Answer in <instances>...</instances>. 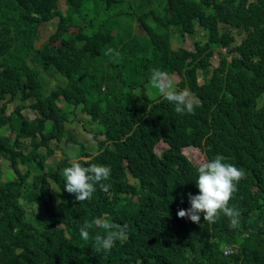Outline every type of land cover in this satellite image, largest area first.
<instances>
[{"label":"trees","instance_id":"1","mask_svg":"<svg viewBox=\"0 0 264 264\" xmlns=\"http://www.w3.org/2000/svg\"><path fill=\"white\" fill-rule=\"evenodd\" d=\"M192 1L0 0V129L11 132L0 134V160L12 174L0 181V264H264V0ZM195 24L206 41L188 51L181 38ZM231 30L245 33L239 44ZM154 69L181 76L177 89L200 101L194 115L151 86ZM75 109L96 125V153L67 130ZM66 143L83 166L111 168L108 192L97 186L79 203L64 189L70 165L44 171ZM217 155L246 172L229 201L238 229L222 214L211 225L177 217L199 194L198 165ZM96 219L127 225V239L100 250Z\"/></svg>","mask_w":264,"mask_h":264},{"label":"clouds","instance_id":"2","mask_svg":"<svg viewBox=\"0 0 264 264\" xmlns=\"http://www.w3.org/2000/svg\"><path fill=\"white\" fill-rule=\"evenodd\" d=\"M209 8L210 6H207V9ZM237 33L245 37L244 32L239 31ZM240 41H234V45L239 44ZM109 51L111 52V50ZM150 82L153 88L163 94L165 100L175 106L174 111L177 114L194 115L195 108L200 106V101L194 98L188 90H178L174 79L165 71L154 69ZM262 100L264 97L260 99V102ZM186 151L196 153L199 150L190 146L186 148ZM224 159L223 156L217 155L213 160L204 161L198 165V177L195 183L199 194L193 195L191 192L187 194L190 207L178 209V218L187 219L200 225L201 215H203V221L211 225L216 223L222 214L229 218L230 228L238 229L240 227V212L235 207H230L229 201L232 200L233 194L238 191L239 182L246 179V172L234 164L223 162ZM110 174L111 168L108 166L91 164L85 167L73 160L70 162V166L65 167L62 172L65 181L64 189L69 194H75V200L82 203L93 197L97 191V186L103 192L109 191L111 185L104 183V181L110 179ZM94 223L106 230V235L98 234L94 238L100 250L110 251L117 241L127 239V225L121 226L103 219H96ZM88 228L89 225L86 224L80 229V235L85 241L90 238ZM229 247L232 248V252L225 255L224 251ZM219 250L225 257H228L236 252V247L234 245H221Z\"/></svg>","mask_w":264,"mask_h":264},{"label":"rangeland","instance_id":"3","mask_svg":"<svg viewBox=\"0 0 264 264\" xmlns=\"http://www.w3.org/2000/svg\"><path fill=\"white\" fill-rule=\"evenodd\" d=\"M192 2L200 3L201 0H193ZM125 10H126V8L124 6H119V9H117L118 12L119 11L120 12L125 11ZM133 10L136 11L135 6H133ZM201 12L205 16L210 15V14H212V8L210 7L209 9H207V6L202 4L201 5ZM123 18H129V17L125 16ZM129 19H131V18H129ZM220 31L224 32V26L223 25H220ZM231 34H232L235 42L240 41L244 37V35L238 34L234 30H231ZM182 40H183L182 47L185 50L193 51L194 50V44L196 42L204 44L203 42L206 41V31L203 28H200L197 24H195V32L191 35H188V34L184 35V37L181 38V41ZM215 52H217V49L215 50ZM222 53L226 54L227 49L226 48L222 49ZM234 57L237 58L238 56L229 55L227 57V60L230 61ZM219 60L220 59H218L217 53H215V55L212 58H210V60H209V64L211 65V68H216L219 64ZM171 77L174 79L175 84L178 83V81L181 79V76H179L178 74H173ZM201 82H202V79H201V76L199 75V83H201ZM263 101L264 100H262L260 102V105L263 104ZM29 103L30 102H26L25 104H29ZM22 104H23V101H21L19 97L10 101L7 105V110H6L7 114L11 113L17 106L22 105ZM59 106H63V103L59 102ZM71 110H73V108ZM28 115H30V112H28ZM70 118L72 119L73 123H69L67 125V130L69 132L74 133L79 138V140L84 142L85 149L87 150V152L96 153L97 141H94L92 139L90 133H89V132H92L96 129V125L88 122L89 118L86 115H81L78 112V109H75L74 114H70ZM75 123H77V125ZM0 134H3V135L5 134L6 136H9L11 134V132L10 131L4 132L3 129H0ZM11 136H12V139H14L15 133H13ZM100 139H102V138H100ZM64 141L65 140H63V142ZM24 145L27 146L28 142L24 141ZM61 149H62L61 153L56 152L54 155H52L46 159L45 164H44V171L45 172H48L50 170V168H54L57 163L70 165L71 161L77 160L78 154H79V145L66 143V145H64V144L62 145ZM166 149H168L167 144L163 143V142H159L155 146V153L160 156ZM10 177H12V174L10 172L8 163L5 160H0V181L4 182V181L8 180Z\"/></svg>","mask_w":264,"mask_h":264},{"label":"built area","instance_id":"4","mask_svg":"<svg viewBox=\"0 0 264 264\" xmlns=\"http://www.w3.org/2000/svg\"><path fill=\"white\" fill-rule=\"evenodd\" d=\"M231 252H232V248L229 247V248L225 249L224 254L229 255Z\"/></svg>","mask_w":264,"mask_h":264}]
</instances>
